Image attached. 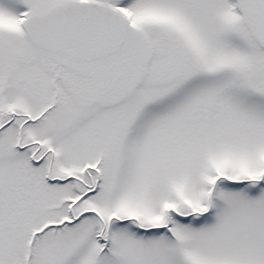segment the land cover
<instances>
[{
	"label": "snow or ice",
	"instance_id": "1",
	"mask_svg": "<svg viewBox=\"0 0 264 264\" xmlns=\"http://www.w3.org/2000/svg\"><path fill=\"white\" fill-rule=\"evenodd\" d=\"M0 264H264V0H0Z\"/></svg>",
	"mask_w": 264,
	"mask_h": 264
}]
</instances>
